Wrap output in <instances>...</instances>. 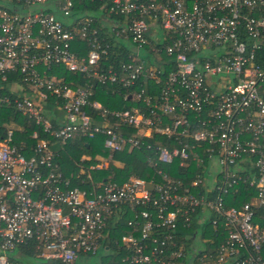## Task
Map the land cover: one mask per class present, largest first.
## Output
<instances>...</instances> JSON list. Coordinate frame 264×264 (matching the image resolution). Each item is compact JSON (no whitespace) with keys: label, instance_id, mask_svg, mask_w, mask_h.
Returning a JSON list of instances; mask_svg holds the SVG:
<instances>
[{"label":"built area","instance_id":"built-area-1","mask_svg":"<svg viewBox=\"0 0 264 264\" xmlns=\"http://www.w3.org/2000/svg\"><path fill=\"white\" fill-rule=\"evenodd\" d=\"M4 1L0 90L8 92H0V106H12L54 141L34 130L37 141L26 155L13 128L0 140V264H27L10 254L33 241L36 264H180L179 226L208 210L225 233L216 264H264V228L256 223V208L264 206V0H101V14L112 21L106 33L135 49L128 48L129 61L107 66L110 44L95 18L74 14L94 0ZM157 26L161 40L149 37ZM77 40L86 54L73 48ZM53 66L127 90L130 105L91 100V82L67 84L49 72ZM54 108L63 112L58 125L50 118ZM97 135L110 154L151 149L154 175L94 181L91 171L105 164H79L90 187L72 185L51 144ZM160 136L165 144L156 143ZM176 161L199 169L189 184L159 167ZM213 163L220 169L209 182L204 173ZM241 182L254 188L252 199L225 207ZM111 228L118 230L112 241ZM105 246L110 250L102 253Z\"/></svg>","mask_w":264,"mask_h":264},{"label":"trees","instance_id":"trees-1","mask_svg":"<svg viewBox=\"0 0 264 264\" xmlns=\"http://www.w3.org/2000/svg\"><path fill=\"white\" fill-rule=\"evenodd\" d=\"M103 1H83L80 3L79 10L74 12L75 15H88L95 18L96 25L100 31V37L104 42L110 44V56L106 60L104 66L110 63L118 64L121 61H129L130 50L123 45V43L118 44L115 41V36L113 34L108 35L106 33V28L101 27L98 22V18L102 13ZM98 15V16H97ZM115 19L118 16H113ZM161 44H157V47H161ZM73 48L76 49L80 54L87 53L86 44L77 40L73 43ZM150 49V45L147 46V50ZM161 60L167 62L170 60L169 56L164 52H160ZM173 68V64L170 63L165 71L161 74L162 78ZM52 75L57 78H62L67 84L76 85H89L88 82L93 84V94L91 100L99 99L107 108H126L130 103L129 99H124V95L128 93L127 90L119 88L118 86H106L96 83L94 79L89 78L86 74L80 72H72L64 68L63 66H53L50 71ZM16 75L14 73L9 74V80H13ZM154 90H157L159 86L155 85L153 81L150 82ZM5 89L7 88V83H5ZM0 92H8L7 90ZM130 92V91H129ZM91 111V108H87ZM16 124H21V129L15 128ZM57 125L56 123H54ZM7 127H11L14 130L13 142L18 145H24L26 143L27 152H30V147L35 145L37 139L31 137L34 130L39 132V138L48 139L53 142L54 139L49 137L46 133H43L41 127L35 125L34 121L15 110L12 106H1L0 107V137H3L6 133ZM131 132V131H130ZM148 140L153 142V139ZM156 143L165 144L167 141L164 137L160 136L156 140ZM24 142V144H22ZM61 151L55 154V157L60 164L61 170L64 176L71 179V184L74 186H79L81 188L89 189V182H81V179L86 178L85 174L79 172V164L88 167L90 163H104L106 167L96 169L91 172L93 180H101L103 178H110L111 180L122 183L131 175H137L141 177L149 178L154 175V167L148 161L149 156H153V151L151 149H132L131 151H122L116 153H109L103 148V137L100 135L94 138H83L75 137L67 141L62 146ZM96 155H101L97 158ZM83 156H88L89 160H81ZM110 157V160L108 159ZM112 158L119 159L123 161L124 165L122 167H116L112 164ZM83 162V163H82ZM160 168L166 172H170L180 179L189 182V178L195 175L196 171L199 169L192 165L187 169L180 167L179 162L176 161L172 164H160ZM190 172V173H188ZM188 173V174H187ZM255 194L254 188L250 187L246 182H241L235 192H231L225 198V207L235 206L239 207L244 202H249L253 195ZM200 213L194 214L192 219V224L187 229H182L183 233H192L197 229L198 219ZM212 218L214 217V212H212ZM211 219V218H210ZM208 219L201 224V238H202V249L197 250L194 254H188V258L183 260V264H216V254L220 243L223 241L225 233L223 229L219 226L212 224L211 220ZM256 223L259 224L261 228H264V206L256 208ZM125 228V226H123ZM118 237L117 228H111L110 230V240H114ZM15 251L10 254V258L13 260H19L26 262L27 264H35L34 260H39L37 254L39 250L37 249V242L33 241L27 246H19ZM116 249L115 246H113ZM186 248L191 250V241L186 242ZM19 252V257L15 256V253Z\"/></svg>","mask_w":264,"mask_h":264},{"label":"crops","instance_id":"crops-1","mask_svg":"<svg viewBox=\"0 0 264 264\" xmlns=\"http://www.w3.org/2000/svg\"><path fill=\"white\" fill-rule=\"evenodd\" d=\"M105 18H107V17H105L104 15H102V14H100V16H99V18H98V22L100 23V26L101 27H105L106 28V30L107 31H109V27L111 26V23H112V21H111V19H109L110 21H109V24H106V25H104V23H103V21H104V19ZM128 102L130 103V100H128ZM1 107V106H0ZM50 118L53 120V122L54 123H56L57 125L58 124H60L62 121H63V112L59 109V108H54L53 109V112H51L50 113ZM8 128V127H7ZM15 128H17V129H21L22 127H21V124H16L15 125ZM123 132H125V133H129L130 131L129 130H123ZM132 132V131H131ZM100 136H102V135H100ZM103 137V136H102ZM1 138H3V137H0V140H1ZM55 143V142H54ZM53 143V144H54ZM52 145V144H51ZM63 147H60V149L58 150V151H54L55 152V154L56 153H58L59 151H61V149H62ZM104 148V147H103ZM100 156L101 155H96V157L97 158H100ZM111 157V156H110ZM110 157L108 156V159L110 160ZM81 160H89V157L88 156H83L82 158H81ZM111 162H112V164L113 165H115L116 167H122L123 165H124V163H123V161H121V160H119V159H115V158H112V160H111ZM83 163V162H82ZM94 163H90L89 164V166L90 165H93ZM85 167V166H84ZM99 169V168H98ZM96 170V169H95ZM92 171H94V170H92ZM91 171V172H92ZM79 172L81 173V170H80V168H79ZM168 173V175L169 176H171V177H173V178H178L177 176H175L174 174H172V173H170V172H167ZM188 173H190V172H188ZM187 173V174H188ZM213 174H215V173H212L211 171L210 172H205L204 173V175H205V177H206V179L209 181V182H211L212 181V179L214 178V175ZM195 175H196V173H195ZM195 175H193V176H191L190 178H189V180L190 181H192L193 179H194V177H195ZM132 176V175H131ZM130 177V176H129ZM178 179H180V178H178ZM182 181H184L183 179H181ZM95 181H97V180H95ZM190 181L189 182H186V181H184L185 183H187V184H189L190 183ZM201 215H200V217H199V219H198V223H197V229L199 230V233H198V237H199V239H200V244H201V247H200V244L198 245L199 247H197V245H196V247H195V245H192V248H191V250H188L187 248H186V242L188 241V240H190L191 241V243H192V241L195 239L194 238V233L197 231V229L195 230V231H193L192 233H183V231H182V229L181 228H183V229H187L188 227H182V226H179V228H178V233H177V239H178V241L179 242H182L183 244H184V252H185V255H184V257H182V258H180L179 259V262H180V264H183V260L184 259H186V258H188V254H194V252H196L197 250H199V249H202V247H203V243H202V238H201V228H199L200 227V225L201 224H204V222L207 220V218L208 219H210L211 218V216H212V211L211 210H208V212L206 211V212H199ZM191 226V225H190ZM189 226V227H190ZM181 227V228H180ZM221 244V243H220ZM111 246L113 247V244H111ZM109 246H105V248L102 250V253L103 252H105V251H108V250H110V247L108 248ZM15 254H17V256L19 257V254L18 253H15ZM191 262V261H190ZM189 262V264H191Z\"/></svg>","mask_w":264,"mask_h":264},{"label":"rangeland","instance_id":"rangeland-1","mask_svg":"<svg viewBox=\"0 0 264 264\" xmlns=\"http://www.w3.org/2000/svg\"><path fill=\"white\" fill-rule=\"evenodd\" d=\"M0 3L1 4H3V5H7V2L6 1H4V0H0ZM46 5H38L37 6V8H43V7H45ZM98 16V15H97ZM109 18H105L104 19V21H103V23H104V25H106V24H109ZM163 33H164V30L160 27V26H157L156 27V29H155V31H153V30H151V28L149 29V37H151L152 39H154V40H161L162 39V37H163ZM123 43H124V45L127 47V48H129L132 52L133 51H135V49H134V47H133V45H132V43L130 42V41H128V40H124L123 41ZM138 54H139V56L141 57V58H145V57H147V53H145V51L144 50H140L139 52H138ZM210 168H211V172L212 173H215V172H217V171H219V169H220V166L218 165V164H215V163H213V164H211L210 165ZM198 233H199V230L197 229V231L194 233V240L192 241V243H191V248H192V245H195V247H196V245H197V247H199L198 245L201 243L200 242V239H199V237H198ZM200 247H201V244H200ZM40 261L41 260H34L33 262L36 264V263H40Z\"/></svg>","mask_w":264,"mask_h":264},{"label":"water","instance_id":"water-1","mask_svg":"<svg viewBox=\"0 0 264 264\" xmlns=\"http://www.w3.org/2000/svg\"><path fill=\"white\" fill-rule=\"evenodd\" d=\"M61 145L59 142H55L54 144L51 145V149L53 151H58L60 149Z\"/></svg>","mask_w":264,"mask_h":264}]
</instances>
